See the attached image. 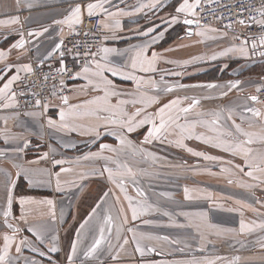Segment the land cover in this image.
<instances>
[{
    "label": "crops",
    "instance_id": "obj_1",
    "mask_svg": "<svg viewBox=\"0 0 264 264\" xmlns=\"http://www.w3.org/2000/svg\"><path fill=\"white\" fill-rule=\"evenodd\" d=\"M96 0H0V20L7 21L14 16L19 17L17 24H0V51L6 53V58L0 60V75L7 73L5 79L16 74L17 67H22L25 64L32 66V71L39 66L50 62L59 61V50H56V45L61 44L62 39L75 31L80 25L74 24L71 27L67 23L58 24L56 21L66 20L76 6H80L83 10L81 20L88 16L86 12L87 4L94 3ZM146 0H112L111 4H106L105 7L109 11L115 12L118 9L130 11L144 3ZM180 0H162L161 6L157 9H146L144 12L138 13L133 16L120 17L121 29L107 30L102 27L103 43L101 48L116 49L123 55H110L109 60L117 66H121L129 61L133 55L132 49L135 46L143 45L145 42H150V37L139 35V32L145 31L148 28L159 26L156 32L152 35L155 36L163 31L164 35L158 39V42L152 45L148 54L155 51L163 57L157 61V71L154 73H137L145 79H151L159 82L163 76L164 80L169 85L183 84L184 88H175L174 91L166 93L163 91L156 92L146 89L148 95L159 97V103L152 105L148 108V112H155L159 107L168 103L172 99L184 97H195L200 99V104L188 115L189 120L199 118L198 113H212L221 111L222 117L227 116L228 108H232L233 118L237 123L240 122V115L245 106L255 107L264 110V105L253 104L248 97L255 95L257 89L264 86V57L258 53L260 50L259 45L256 53L253 54L251 50V42L248 44L249 55L247 57L239 53L228 54L225 56L219 55L225 50L223 43H216L209 39L192 35L189 37L187 33L192 31L195 33L199 31L194 26L183 24V17L179 23L165 24L163 21L170 18L175 14V7L178 6ZM101 17L102 15H97ZM112 23V21H106ZM47 28L48 31H44ZM35 33L36 35H28V33ZM42 33V34H41ZM21 38L24 39L25 45L23 49L12 48V45L17 43ZM203 40V42H198ZM11 49V51H9ZM127 50V51H125ZM216 55V59H212ZM202 57V59H194ZM99 56L96 57L99 60ZM237 62L232 66V60ZM176 61L177 63H168L166 61ZM191 61V63L184 65V61ZM6 66H12L9 72ZM82 68V67H81ZM81 68L78 72L81 71ZM217 69L219 73H223L228 69V79L223 81L214 80L207 83L193 84L189 81L191 78ZM175 73H181L176 75ZM29 73L21 71L19 73L21 79L13 86L15 87L23 80ZM112 79L120 89L125 92L135 91V84L132 81L120 80L118 77ZM239 82L237 88L229 91L228 85L233 82ZM5 81L0 80V87L3 86ZM208 84L217 85L216 88L209 89ZM87 85V80L80 78L76 79L73 86V94L70 98V103H78L85 99L91 98L96 95L95 92H88L87 90L81 91V87ZM161 89L164 85L161 84ZM227 95H223V93ZM211 97V98H206ZM189 101H185L183 106H187ZM61 103H55L48 107L46 112L30 111L22 112L16 106L12 109H0V152L4 153L0 156V220H2V209L5 206V192L7 177L5 173L11 174V179L15 180V187L13 189L14 196L18 200L22 196L31 197L37 200H52L55 204L56 220L51 222L47 217L44 220L39 219V214L34 213L35 219H30L29 223L36 225L44 224L48 232L58 237L59 251L56 253H48L46 256L41 257L37 253L31 252L25 248L20 260L21 264L24 257H31L41 262V264H67V256L71 253V244L77 239L76 233L80 230V224L92 213V209L96 204L104 199V204L98 210V214L93 216L89 224L84 230H81V238L78 249V255L75 258L77 264L84 259L83 252L91 244L93 237L98 233V226L101 218L106 213H110L116 222L119 223L118 209L120 204L115 203L113 192L119 195V189L114 184L110 183L107 179V173L101 175L104 167H110L116 170V164L112 161L105 160H79L78 158L90 152H98L100 144H108L113 148L119 149L120 144L116 136L108 134L107 130H102L99 138L93 139L91 136L80 135L79 132H57L54 128L48 126V120L59 122V107ZM129 111H134L131 105L128 106ZM36 113L35 116L31 115ZM183 115L181 114L180 123H183ZM250 115V114H249ZM5 119L7 123L5 124ZM221 124L224 127H229L230 122L226 119H221ZM148 126L137 129L135 132L128 135V139L132 141V136L145 131ZM244 127H247L245 122ZM119 131V129H116ZM197 131L206 132L204 128H198ZM252 131L259 132V126ZM146 135V131H145ZM176 137L170 136L169 139ZM7 140V142H6ZM25 141L29 142V146L23 153L15 151L23 145ZM143 138L140 142L143 144ZM133 142V141H132ZM161 144L170 145L167 141ZM187 147L192 148L194 151L205 152L208 155L220 157L223 160L231 159L234 163L243 166L244 161L240 157H231L228 153L220 149L213 148L206 145L201 141L189 139L184 141ZM96 144V145H95ZM183 159H193L197 163H192L194 166L187 167L185 162H178L177 171L182 173H189L198 182L206 184V186L222 187L224 188L225 199L220 200L212 198L208 202L210 217L212 222L224 226H233L237 229L238 234L245 236V239L253 241L255 246L251 250L239 254V260L236 264H264V229L254 228L252 232H245L243 234L239 231L241 220L246 224L253 225V222L259 224L264 222V207H261L260 202H264V184L260 181H254L242 173L235 170L229 173H221V167H231L219 161H205L202 157H195L191 155L186 149L176 147L171 144ZM253 149L264 151V145L259 143L251 145ZM49 153V160H40L38 164H29V161L39 160V157L45 153ZM105 155L112 156V153H105ZM64 159L67 161L62 166H54L51 163L52 158ZM130 158L135 160V155L130 150H124L113 156V160L118 161L120 164H127L135 171V167L130 164ZM189 161V160H188ZM13 163L21 166L22 168H39L48 169L51 175V183L43 184L40 186L30 187L23 175L16 177L17 169L13 167ZM191 164V163H189ZM61 167L71 168L72 171L68 173L61 172L60 182L61 190H56V176L54 173L59 172ZM123 171V169H121ZM247 171V169H245ZM85 173L86 175H81ZM255 175H261L255 173ZM48 180V176L42 177ZM128 181L127 187L131 181L130 178L125 177ZM231 179L233 183L229 184L228 180ZM247 180V181H246ZM257 184L259 186L254 188L240 187V184ZM115 188V190H114ZM234 188V189H233ZM238 188L244 189L247 194L241 200L232 198V190ZM104 189L109 193L104 197ZM228 191V192H227ZM229 194V195H228ZM240 201L241 203H237ZM120 203L124 206L125 201L120 199ZM127 203V201H126ZM241 204L251 205L257 211H252L250 208L241 207ZM127 208V206H126ZM229 209H232L229 211ZM42 211L47 212V206H43ZM241 212L243 215L241 216ZM218 215H217V214ZM20 206L18 203L13 206V217L15 223L19 224ZM129 223L126 228H136L135 221H131V213H128ZM10 219H12L10 217ZM137 229V228H136ZM26 236L30 240L35 238L30 232L23 230L20 234ZM115 229H113V237ZM122 235L129 238L132 235L130 232H124ZM245 241V240H242ZM112 244L116 245L117 241L113 238ZM2 246V245H0ZM45 252L47 247L39 245ZM158 251H162L158 249ZM119 252L117 260H112L111 256ZM149 255L143 258L139 253L134 251V245L131 243L124 246L123 250L114 248L111 252L107 250V245L98 253V258H92L85 261V264H169V260H154ZM148 256V257H146ZM51 257V259H49ZM237 257V256H236ZM235 259V258H234ZM183 264V263H179Z\"/></svg>",
    "mask_w": 264,
    "mask_h": 264
},
{
    "label": "snow or ice",
    "instance_id": "obj_2",
    "mask_svg": "<svg viewBox=\"0 0 264 264\" xmlns=\"http://www.w3.org/2000/svg\"><path fill=\"white\" fill-rule=\"evenodd\" d=\"M19 4V0H16ZM214 3L215 0H210ZM112 0H96L94 3H88L86 12L89 17L94 15H102V27L107 30H119L121 29L120 17L123 16H133L138 13L144 12L146 9H157L161 6L162 0H146L144 3H140L134 9L130 11H125L123 9H118L115 12L109 11L106 4H111ZM204 7L203 0H180L177 7H175V14L170 16V18L165 19L163 22L165 24H176L179 23L183 17V24L191 26L195 25L196 28L200 29L193 33L189 31L187 35L191 37L196 35L205 39H216L215 36H208V33H217L219 29L205 26L201 23V18L199 16L198 10H202ZM256 15H250L248 20L243 18L238 19L237 23L242 26H251L252 24L260 26L264 29V0H261V6L255 9ZM83 14L82 8L78 5L74 8L71 14L66 20L56 21L58 24L67 23L69 27L74 24H79L82 22L81 17ZM106 21H112V23H107ZM17 24L19 23V17L14 16L7 21L0 20V24ZM155 27L148 28L145 31L139 32V35L144 37H150V42H145L143 45L135 46L132 49L133 55L130 56L129 61L121 66L114 65L110 60V55H123V53L118 52L116 49L110 48H100L98 52H86V56H91L92 59L87 61L81 68L80 72L75 73L70 78L80 79L83 78L87 80V85L81 87V91L87 90L88 92H95L96 95L91 96V98L85 99L78 103H70V98L67 95L60 96L61 105L59 107V122L48 120V126L54 128L57 132H79L80 135H87L93 137V139L99 138L101 136L102 130H107L108 134L114 135L119 140V149L113 148L108 144H100L98 152H90L81 158H78L76 163H79L80 159L85 161L88 160H105L112 161L116 164V170L110 167H104L101 171L107 173V179L110 183L114 184L116 188L119 189V193L123 195V199L127 201V208H125L120 203V195L112 193L115 198V203L120 204L118 209V219L119 223L110 213H106L102 216L101 222L98 226V233L93 237L91 244L84 250V259L80 261V264H85V261L92 258H98V253L104 249V245H107V250L111 254L114 248H119L123 250L124 246L130 243L134 245V251L139 253L143 258L147 253H156L160 255L161 253L157 250L155 245L145 243V241H168L170 243H178V241H170L167 236H154L136 228H126L125 226L130 222L128 213H131V221H136L142 216L149 214L152 211H158L159 209L154 207L152 204L147 202L145 193L140 188H135L136 195L142 199H134L129 195L127 190L128 181L125 177L131 179L132 183H135L137 173L133 171L131 167L127 164H120L118 161L113 160V156L117 155L119 152L124 150H130L134 155L137 153L144 154L145 156H152L151 153H147L143 147H137L133 142L128 139V134L135 132L137 129L148 126L146 129V135L143 137V144H150L153 141H167L170 144H174L176 147L184 148L186 151L191 153L195 157H202L205 161H219L222 164L230 165L231 167H221V173H229L235 170L238 173H242L251 180L260 181L264 184V151L256 150L251 147V145L259 143L264 145V110L255 107L245 106L243 112L240 115V122L237 123L236 119L233 118V109L228 108L227 116L222 117V112H212V113H198L199 118L189 120L188 115L191 113L199 104L200 99L195 97H184L176 98L170 100L168 103L159 107L155 112H148V108L154 104L159 103V97L154 95H148L146 89H150L156 92H166L170 93L174 91L175 88L186 87L183 84L169 85L163 78L157 82L149 77L145 79L143 76L137 75V73H154L157 71V61L162 59L161 54L153 51L151 55L148 54L149 49L153 44L158 42L159 38H162L164 32L161 31L157 35L152 34L156 32ZM232 25H225L226 29H231ZM44 31H48L47 28ZM42 34V33H41ZM28 35H36L35 33L29 32ZM223 36L227 35L225 31ZM239 39V37H235ZM203 42V40L198 41ZM249 39L241 40L239 46L233 45L219 55L225 56L230 53H239L242 56L247 57L249 55ZM25 41L21 38L17 43L12 45V48L23 49ZM262 49L259 51V55L264 57V34L260 35L258 41L256 38H251V50L255 54L257 47ZM61 44L56 45V50L58 51ZM11 51V49H9ZM127 51V50H125ZM63 56V52L60 53ZM99 56V60L96 57ZM6 58V53L0 51V60ZM216 55H213L212 59H216ZM194 59H202V57H197ZM168 63H177L176 61H166ZM191 61H184L183 64L187 65ZM7 70L10 72L12 66H6ZM23 71L25 73L32 72V66L25 64L22 67H17L16 74L5 79L7 73L0 75V80L5 81L3 86L0 87V109H12L17 106V93L14 89V85L21 79L19 73ZM58 71L61 74L65 72V66L61 63ZM110 74L112 77H118L120 80L132 81L135 84V91L125 92L118 87V85L109 78ZM176 75H181V73H175ZM47 79V77H45ZM63 84V81H61ZM161 84L164 85L161 89ZM239 82H233L228 85L229 91L233 88H237ZM209 89L216 88L215 84H208L206 86ZM259 92L260 89H257ZM55 95V93H53ZM227 95V93H223ZM211 98V97H206ZM248 99L253 104H264L260 98L256 95H251ZM185 101H189L187 106H183ZM35 107L42 108L44 112L48 109V104H42L41 99L37 98L34 101ZM131 105L134 111H129L128 106ZM181 114L183 115V123H180ZM250 114V115H249ZM31 115L35 116L36 113ZM224 118L230 122L229 127H224L221 124V119ZM5 124L7 120L5 119ZM245 122L247 127H244ZM259 126L260 131H252ZM198 128L206 129V132L197 131ZM119 129V131H116ZM170 136L176 137L175 139H169ZM195 139L201 141L206 145H210L213 148L220 149L221 151L228 153L231 157H240L244 164H236L233 160H223L220 157L214 155H208L205 152L194 151L192 148L187 147L184 143L185 140ZM7 142V140H6ZM29 146V142L25 141L22 146L15 149V151L23 153L24 150ZM112 153V156L105 155V153ZM4 153L0 152V156ZM155 159V157H152ZM40 160H49V153L45 152L40 157L39 160L29 161V164H38ZM51 163L54 166H62L67 161L64 159L52 158ZM13 167L17 169L16 177L23 175L24 179L27 181L30 187L40 186L43 184L51 183V175L53 173L48 169L39 168H22L21 166L13 163ZM123 169V171H121ZM247 169V171H245ZM72 169L68 167H61L59 172L54 173L56 176V190H61L60 174L71 172ZM255 173H260L261 175H255ZM7 177L6 192H5V206L2 209V220H0V264H21L20 257L25 248L29 249L31 252L37 253L39 256L44 257L48 253H56L59 251L58 248V237L48 232L44 224L36 225L29 223L30 219H35L34 213L39 214V219L44 220L45 217L49 218L51 222L56 220L55 204L52 200H37L31 197L22 196L18 200L14 196L13 189L15 187V180L11 179L10 173H5ZM81 175H86L82 173ZM48 176L49 179L45 180L42 177ZM231 184L233 181L228 180ZM259 185L257 184H240V187L254 188ZM185 198L191 199L189 194V189H184ZM109 195L108 192L104 193V197ZM238 204L240 201H236ZM18 203L20 206V216L19 224H16L15 217H13V206ZM261 207H264V202H260ZM104 204V199L102 198L99 203L96 204L95 208L92 209V213L87 219L80 224V230L77 231V239L71 244V253L67 256V264H77L76 257L78 255V249L81 238V230H84L89 224V221L93 216L98 214V210ZM47 206L48 211H42V207ZM241 207L250 208L252 211H257V209L252 208L251 205L241 204ZM232 209H229L231 211ZM164 216H169L167 211L163 212ZM243 212H241V216ZM10 217L12 219H10ZM145 224L150 223L149 221H144ZM184 227L185 225L176 224L175 221H171L170 226ZM188 226H192L191 222ZM26 230L32 234L35 238L30 240L26 236H21V232ZM209 227H212L209 225ZM264 229V222L253 225L246 224L243 220L240 222L239 231L241 234L245 232H252L254 228ZM113 229H115V235L113 237ZM199 230V226H197ZM130 232L131 238H125L122 233ZM220 235V231L215 233ZM201 235V240L206 239L203 233ZM117 241L116 245L112 244V239ZM210 242V241H208ZM39 245H44L47 247V252H45ZM264 247V244H261ZM183 249H181L182 251ZM203 251V247H201ZM119 252L111 256L112 260H117ZM51 259V257H49ZM224 257H216L214 260H204L198 261L193 260L189 264H216L217 260H224ZM239 257L234 260L229 261L228 264H236ZM22 264H41L31 257H24ZM163 264V262H161ZM179 264V262H177Z\"/></svg>",
    "mask_w": 264,
    "mask_h": 264
},
{
    "label": "trees",
    "instance_id": "obj_3",
    "mask_svg": "<svg viewBox=\"0 0 264 264\" xmlns=\"http://www.w3.org/2000/svg\"><path fill=\"white\" fill-rule=\"evenodd\" d=\"M227 72L228 69L223 73H219L218 70L215 69L210 73L195 76L189 81L193 84H197V82L207 83L208 81L211 82L214 80L223 81L228 79L229 73ZM145 131L133 135L132 141L140 143L139 140H142ZM148 148L146 149V152L152 148L151 152H153V154H158L159 162L153 164V158L151 156H145L141 153L135 154V161L138 162V165L136 166L137 168L135 167V172L137 173L135 178L136 182L132 183L130 181L127 190L129 195L134 197V199H142L136 195L134 190L137 187L140 188L145 193L147 202L159 210L152 211L135 221L136 228L139 231L154 236H167L170 241H178V243H170L163 240L159 241L165 249L173 252L176 258H184L190 255L204 256L205 254H209L205 247H203V251H201L202 246H200L198 235L195 233V231L198 230L197 226H199V230L208 229L214 236H216L215 233L220 229L227 230L228 235H238V231L235 227L215 224L210 217L208 202L211 201L214 196V199L216 198L224 201L229 200L224 197L225 189L222 187L206 186V184L194 179L191 174L185 172L182 173L180 170L177 171L178 162H185V165L188 164L187 167H191L194 166V164H192L193 162L197 163L196 160L180 158V153H178L172 145H165L157 142L155 145L148 146ZM149 165H155L152 172L145 171V175H142L138 168L142 167L143 169H146L149 168ZM185 188L189 189L191 199L185 198ZM231 194L232 198L235 200H241L247 196L244 189L241 188L232 190ZM164 211H167L170 214L171 221H175L176 224H182L185 226H170L171 221L169 216L163 215ZM144 221H149L150 223L145 224ZM190 222L192 226H188ZM209 225L212 227H209ZM244 240L245 241L241 240L239 245H234L231 250H236V252L241 254L246 250H251L255 246L253 241L247 239ZM145 243H148V241H145ZM181 249L183 250L181 251ZM236 252L228 254L224 261H219L218 263L228 264L229 261L236 258ZM153 255L156 260L166 259L165 255L162 254L157 255L154 253Z\"/></svg>",
    "mask_w": 264,
    "mask_h": 264
},
{
    "label": "built area",
    "instance_id": "obj_4",
    "mask_svg": "<svg viewBox=\"0 0 264 264\" xmlns=\"http://www.w3.org/2000/svg\"><path fill=\"white\" fill-rule=\"evenodd\" d=\"M203 3V9L198 10L201 23L217 29H226L225 25L231 24V29L226 30L233 35L236 45L243 39H249V43L251 38L258 41L259 36L264 34V29L250 21L251 26L237 23L238 19L248 20L250 15H256L255 9L261 6V0H215L214 3L203 0ZM237 36L239 39H235ZM102 43L101 17L97 15L84 17L81 25L62 39L59 55L63 52V56L60 55L59 61L39 66L15 87L18 109L22 112L43 111L42 108L35 107V99H41L42 104L47 103L50 107L55 103H61L60 96L67 95L71 98L72 86L76 79L70 77L92 59L85 53L98 52ZM61 63L65 66L64 74L58 71ZM255 95L264 101V86Z\"/></svg>",
    "mask_w": 264,
    "mask_h": 264
},
{
    "label": "rangeland",
    "instance_id": "obj_5",
    "mask_svg": "<svg viewBox=\"0 0 264 264\" xmlns=\"http://www.w3.org/2000/svg\"><path fill=\"white\" fill-rule=\"evenodd\" d=\"M194 27H196V26H194ZM225 31H227V35L223 36L222 34ZM208 36L217 37L216 39H209V40H211V41L216 40V43H223L224 45H226L225 49H227L233 45H236L234 38H233V35L226 29H219V31L217 33H208ZM236 46H239V45H236ZM230 54H233V53H230ZM232 62L233 63H231V65L233 66L237 62V60L233 59ZM139 142H141V140H139ZM157 142L160 143V141L157 140V141H153V143L151 145H155V143H157ZM133 144L136 145L138 148L143 147L145 150L148 148V145H142L140 143H135L134 141H133ZM151 145H149V146H151ZM151 149L149 151H147V153H151L152 154L151 157H155V159H152V163L156 164L159 162L158 154L157 153L153 154V152H151L152 151ZM156 151H158V150H156ZM150 163H151V160H150ZM130 164L133 165L134 167H136L138 165V162L135 161L134 159L130 158ZM154 166L155 165H149V168H146V169L139 167L138 170L140 171V173L142 175H145V173H146L145 171H150V173H151ZM114 190H115V188H114ZM104 191L106 192L107 189H104ZM119 195H120V199H123V195L120 193H119ZM126 206H127V203L125 201L124 207L126 208ZM218 231H220L221 234L216 235V236L211 234L208 229H200V230L195 231L196 235H198V240H199L200 246L205 247L206 251L209 253V254H205L204 256L190 255V256H187L184 258H176L174 256L175 254L173 252H171L170 250L165 249L159 241H155V240L154 241H148V244L155 245L157 247V250L161 249L162 251H159V252L162 255H165L166 259H164V260H169V262H170L169 264H177V262L183 263V264H189V262H191L193 260L204 261V260H214L216 257H224L225 258V257H227L228 254L235 253L236 250H233V251L231 250L233 248V246L236 244L239 245V242H241V240L245 239V236L240 235V234H238L237 236H234V234L228 235L227 234L228 232L225 229H220ZM201 233H203L206 237V239L204 241L201 240V235H200ZM130 238H131V236H130ZM208 241H210V242H208ZM209 243H211V244H209ZM244 248H245V246H244ZM150 254H151L150 258H153L154 260H156L154 255H153L154 253H150ZM239 254L240 253L236 252L235 256L240 257ZM146 255H149V253H147ZM146 257H148V256H146ZM219 261H224V260H217L216 263H218ZM218 264H220V263H218Z\"/></svg>",
    "mask_w": 264,
    "mask_h": 264
},
{
    "label": "water",
    "instance_id": "obj_6",
    "mask_svg": "<svg viewBox=\"0 0 264 264\" xmlns=\"http://www.w3.org/2000/svg\"><path fill=\"white\" fill-rule=\"evenodd\" d=\"M192 26H195V25H192Z\"/></svg>",
    "mask_w": 264,
    "mask_h": 264
}]
</instances>
